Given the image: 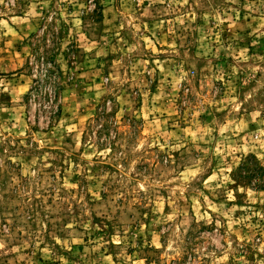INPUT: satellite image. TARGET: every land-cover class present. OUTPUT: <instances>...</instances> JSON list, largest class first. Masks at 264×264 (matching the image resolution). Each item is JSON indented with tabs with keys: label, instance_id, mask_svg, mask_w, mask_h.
<instances>
[{
	"label": "rangeland",
	"instance_id": "374dc122",
	"mask_svg": "<svg viewBox=\"0 0 264 264\" xmlns=\"http://www.w3.org/2000/svg\"><path fill=\"white\" fill-rule=\"evenodd\" d=\"M0 264H264V0H0Z\"/></svg>",
	"mask_w": 264,
	"mask_h": 264
}]
</instances>
